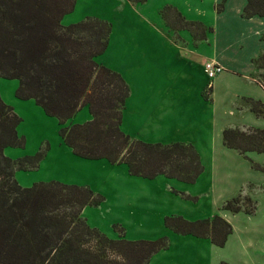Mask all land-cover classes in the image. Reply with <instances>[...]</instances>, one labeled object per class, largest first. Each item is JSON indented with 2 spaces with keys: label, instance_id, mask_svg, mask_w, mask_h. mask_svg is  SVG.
I'll return each instance as SVG.
<instances>
[{
  "label": "crops",
  "instance_id": "0c3cea01",
  "mask_svg": "<svg viewBox=\"0 0 264 264\" xmlns=\"http://www.w3.org/2000/svg\"><path fill=\"white\" fill-rule=\"evenodd\" d=\"M156 1L78 0L62 23L69 25L90 16L112 24L108 48L96 61L119 72L131 88L122 130L148 143L194 145L204 172L193 184L163 175L145 179L130 175L125 164L85 161L74 157L61 141H50L52 149L40 169H52L63 154L73 169L57 167V174L43 180L89 186L103 195L104 202L98 207L86 206L82 217L111 239H121L115 225L124 228L125 239L130 241L168 237V248L153 255L148 264H264V172L255 170L251 162L264 165V153L248 152L249 160L226 147L223 139L226 128L264 129V117L252 111L249 101L264 103V87L258 81L264 69L253 63L264 53V17H242L248 0H209L213 8L210 21L205 18L209 12L202 9V0ZM221 4L220 12L217 6ZM166 6L176 8L188 21L203 23L209 29L206 39L195 41L192 32L181 30L180 40L175 41L162 16ZM208 62L222 66L213 80L206 73ZM22 101L10 102L20 115L29 107L46 116L34 100ZM85 109L75 122L93 119ZM5 155L11 156L6 149ZM88 166L92 174L86 170ZM99 167L104 170L101 176ZM15 177L27 186L28 176L16 171ZM176 191L198 197V201L186 200ZM241 193L256 201L254 214L222 209L224 202ZM216 215L233 228L223 247L210 239L177 234L165 225L168 216L196 221Z\"/></svg>",
  "mask_w": 264,
  "mask_h": 264
},
{
  "label": "trees",
  "instance_id": "16d2710c",
  "mask_svg": "<svg viewBox=\"0 0 264 264\" xmlns=\"http://www.w3.org/2000/svg\"><path fill=\"white\" fill-rule=\"evenodd\" d=\"M77 1L0 0V77L18 79L17 97L35 100L47 116L58 118L62 125L89 108L91 121L60 130L75 155L125 164L137 177L155 179L163 175L195 183L204 165L194 145L148 143L122 130L131 88L119 72L96 61L108 48L112 24L86 17L63 25L64 16L75 10ZM162 16L175 41L180 40L181 30L192 32L195 41L206 39L209 29L201 22L186 20L176 8L166 6ZM255 16L264 17V0H248L242 17ZM253 63L264 69V53ZM258 81L264 85V74ZM249 101L252 111L264 117V103ZM21 121L0 95V264H148L153 255L168 248L166 236L130 241L125 239L124 228L115 225L121 237L115 240L92 228L82 211L86 206H100L105 198L88 186L52 181L22 187L16 171L38 168L50 146L21 159L6 156L7 147L26 145L25 137L18 134ZM223 139L226 147L246 158L248 152L264 153V129L226 128ZM251 162L255 170L264 172V165ZM248 187L254 188L253 184ZM176 193L198 201V197ZM222 209L254 214L257 203L241 193L224 202ZM165 225L177 234L210 239L219 247L233 231L219 215L196 221L168 216Z\"/></svg>",
  "mask_w": 264,
  "mask_h": 264
},
{
  "label": "rangeland",
  "instance_id": "374dc122",
  "mask_svg": "<svg viewBox=\"0 0 264 264\" xmlns=\"http://www.w3.org/2000/svg\"><path fill=\"white\" fill-rule=\"evenodd\" d=\"M190 1H194L196 3L200 2V0H190ZM203 1L205 4L204 5L202 4V9L209 12L208 14L206 13L205 18H207V20L210 21L212 16H213V8L211 6L212 4L210 5V3H208L209 0H202V2ZM210 1H213V0H210ZM156 2H160V0H157ZM222 4L217 6L218 10L220 8H222ZM74 16L75 15H69L70 18H74ZM82 20H84V19H82ZM82 20H80V21H82ZM80 21H78V22H80ZM78 22H75V23H78ZM62 24L65 26H68L64 23H62ZM72 24H74V23H72ZM69 25H71V24H69ZM210 83H211V81H208V85ZM19 85H20V82L18 79H7V78L0 77V95L3 98V101L7 105L11 106L14 109V112L22 119V121L18 127V134L20 137H25V139H26L25 147H7L6 151L8 152V154H11V156H8V155H6V156H8L9 158H11L13 160L21 159V158H24L27 156L36 155L38 152L41 151V149L47 148L48 144L50 146L49 150H47V152H46V155L40 161L38 168L29 169V170H18V172L20 174H25L26 176H28L27 178H29V182H25L27 186L21 185L20 183L19 184L22 187H32L35 183L46 182L43 180V179H45V177H47L49 175L57 174L59 172V170H56L57 167L60 168V170H62V171H65L67 169H73V167L67 163L69 158L65 154H63L61 156V159H60L61 161H59L58 163H56V165L54 167H52V169L54 168V170H56V171H52L51 167L48 168L47 166H44V167H42V169H40V166L44 162V160L46 159L48 152L52 149L50 141L53 142L54 144H56L57 141H61L65 146L69 147L68 145H66V143L64 142V140L60 134L61 128L64 126L71 125L72 121L75 124H80V123H79V121H76V122L74 121L77 114L74 118H72L71 121H67L65 124L62 125L58 118L50 117V116L47 117V115L46 116L40 115L36 112H33V110L29 107L21 110V115H20L18 113L17 109H15L10 104V102H12V101L22 102V103L24 102V101H22V99L17 97V90L19 88ZM209 90H210V86L206 88V92H204V93L206 95H208L207 93L209 92ZM205 94H204V96H205ZM208 98H209V96H208ZM88 110H89V108L86 107L85 112H88ZM44 113H45V111H44ZM81 116L82 115H78L77 120L80 119ZM89 121H91V120H89ZM55 148H57V147L55 146ZM30 152H32V153H30ZM72 154L74 155V157L85 160V161H97L98 162L100 160H106L107 162H109L107 159L91 160V159L82 158V157L75 155L73 150H72ZM101 168L99 167L98 168L99 170H97L98 176H101L104 173V170H102ZM86 170L90 174H92V172H93V170L90 166H88V168ZM128 171H129V169H128ZM74 185H78V184H74ZM78 186H84V185H78ZM113 229H114V227H113Z\"/></svg>",
  "mask_w": 264,
  "mask_h": 264
},
{
  "label": "built area",
  "instance_id": "2783aa9c",
  "mask_svg": "<svg viewBox=\"0 0 264 264\" xmlns=\"http://www.w3.org/2000/svg\"><path fill=\"white\" fill-rule=\"evenodd\" d=\"M205 69H206V73L208 75V78L213 80V78H215V76L222 70V66H220L219 64H217L215 62H208L205 65ZM262 86L264 87L263 84H262Z\"/></svg>",
  "mask_w": 264,
  "mask_h": 264
}]
</instances>
